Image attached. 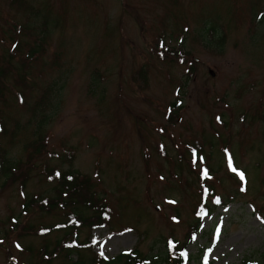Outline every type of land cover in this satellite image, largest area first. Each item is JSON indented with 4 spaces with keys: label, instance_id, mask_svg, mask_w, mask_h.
<instances>
[{
    "label": "rangeland",
    "instance_id": "obj_1",
    "mask_svg": "<svg viewBox=\"0 0 264 264\" xmlns=\"http://www.w3.org/2000/svg\"><path fill=\"white\" fill-rule=\"evenodd\" d=\"M21 4L0 0V59L19 40L24 77L15 70L0 99V146L18 163L0 177V264H70L79 253L113 263L136 251L154 264L168 240L187 243L203 186L227 205L202 218L187 264H264V0ZM60 170L111 209L103 225L64 237Z\"/></svg>",
    "mask_w": 264,
    "mask_h": 264
},
{
    "label": "trees",
    "instance_id": "obj_2",
    "mask_svg": "<svg viewBox=\"0 0 264 264\" xmlns=\"http://www.w3.org/2000/svg\"><path fill=\"white\" fill-rule=\"evenodd\" d=\"M19 0H13V3H15ZM22 2L21 5H18V7L24 6L23 9H26L27 6V0H20ZM32 10V8L29 9V11ZM37 14V12H34L32 14V17H34ZM257 24L262 25L264 24V9L262 10L261 14L257 17ZM215 29L211 27L210 29L206 30L207 36L211 33H214ZM219 42H222V39L219 38L217 41V44ZM205 44L209 45L208 42H205ZM11 46L8 53H10L8 56H3L2 59H0V99H3L4 93L6 92H12L13 91V74L15 70H18L13 62L14 56L18 57L21 55L20 51V42L19 40L16 41V43L13 44V38L11 40ZM37 48H31V52L27 53L24 56L19 57L20 59H23L24 61L28 59L29 57H32V54H36ZM13 50H15V54L11 55L13 53ZM19 78L21 81L24 79V77L20 74L19 71ZM16 90V89H14ZM15 97L20 100V102L23 104L25 103V99L28 100V98H25L24 93L22 90L15 91ZM46 93L42 94L41 102L38 105V110L40 113H42L39 117V120L36 122L35 132L38 135V137H43V129L47 126V123L52 115L51 114H44L43 112L46 109ZM50 115V116H49ZM0 133L3 136H6L9 133V127L7 126L8 120L6 119L4 121V118L0 121ZM19 127L17 126V130ZM45 137V136H44ZM43 137V139H44ZM13 138V134H12ZM43 143V140L41 141ZM6 152L3 149V146H0V177L4 178L5 181H8L10 177H13V173L17 170L18 163H16L13 160L6 158ZM54 174H52L51 177H53ZM73 175L69 172H66L63 174L61 170L58 172L57 182H56V196L60 197V204L63 206V209L66 213V224L65 228H62L61 230L64 231V237H71V234L73 237L76 236L77 229L79 227H83L85 223L92 225H103V218L104 216H110L109 212H111V209L109 207L99 206L97 200H95L92 196L94 192H92L90 189H86V183L84 181L83 186L79 187L77 185V178L73 179ZM245 187L243 186V189ZM86 189V190H85ZM84 193H78L77 191H83ZM245 190V189H244ZM67 193H69L67 195ZM60 195V196H59ZM68 196V199H67ZM201 207L198 210L200 213L210 214L213 210L217 209V206L219 205H226L227 201L223 203V200L221 196L215 194L209 187L203 186L201 189ZM57 197V199H58ZM67 199V200H65ZM56 201L50 202V205L48 206L49 211H52L56 208L55 206ZM213 203V204H212ZM197 211V212H198ZM102 215V216H101ZM103 222V224H101ZM69 225V226H68ZM198 226L199 223L196 221V224L192 225L190 227L189 235L186 237L187 243L179 245L177 242L173 240L167 241V249L165 251L164 258L157 261L154 264H182L185 261L184 257V251L187 248L188 244H191L194 240V237L198 233ZM57 230L60 229L59 226H57ZM48 230V233H50L53 230V227H47L45 228ZM74 231V232H72ZM66 255L71 254V250H65L63 249ZM69 255V256H71ZM139 253L136 251L133 254V257L131 256H123L118 255L112 262H105L103 259H96L92 258L90 260L85 259L80 253L78 254V259L75 262H72L71 264H141L143 258L139 257ZM263 258L261 261L256 262V264H263ZM148 264H153L148 263ZM243 264H248V260L244 261Z\"/></svg>",
    "mask_w": 264,
    "mask_h": 264
}]
</instances>
